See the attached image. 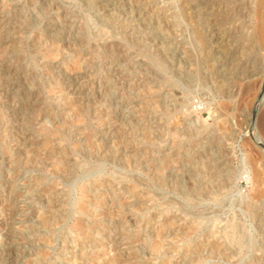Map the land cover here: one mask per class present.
Returning <instances> with one entry per match:
<instances>
[{
	"label": "rangeland",
	"instance_id": "rangeland-1",
	"mask_svg": "<svg viewBox=\"0 0 264 264\" xmlns=\"http://www.w3.org/2000/svg\"><path fill=\"white\" fill-rule=\"evenodd\" d=\"M260 1L0 0V264H264Z\"/></svg>",
	"mask_w": 264,
	"mask_h": 264
},
{
	"label": "bare ground",
	"instance_id": "bare-ground-1",
	"mask_svg": "<svg viewBox=\"0 0 264 264\" xmlns=\"http://www.w3.org/2000/svg\"><path fill=\"white\" fill-rule=\"evenodd\" d=\"M258 13H259V16H260V18H264V0H261L260 1V3H259V5H258ZM196 15V14H195ZM4 23H6V22H4ZM3 23V24H4ZM9 26V25H8ZM1 27V26H0ZM2 28V27H1ZM259 29L257 30V32L259 33L258 35H259V37H260V39H261V41H263L264 42V22H262L260 25H259V27H258ZM217 38V37H216ZM219 40V39H218ZM200 41V40H199ZM262 42V43H263ZM221 43V42H220ZM210 47V46H209ZM222 47V46H221ZM17 54V53H16ZM210 54V53H209ZM13 55V54H12ZM216 65V64H215ZM242 67V66H241ZM76 68H78L77 66H76ZM78 75V74H77ZM83 84V83H82ZM76 87V86H75ZM256 87H257V85H256ZM256 90V89H255ZM254 89H253V87H251V86H249V87H247V95H252L253 94V92L255 91ZM87 92V91H86ZM263 94V93H262ZM264 95V94H263ZM258 96V95H257ZM260 97V96H259ZM66 101V100H65ZM258 102V104H257V108L259 109V108H261V105L264 103V96H262V98H260L259 100H257ZM80 108V107H79ZM81 110V109H80ZM217 164V163H216ZM216 168V167H215ZM264 173L262 172V171H257V178H258V180L261 182V184H263L264 185V175H263ZM261 189V188H260ZM92 206V205H91ZM80 227V226H79ZM260 251H262V250H260ZM256 253V252H255ZM255 253H254V255H255ZM102 255V254H101ZM258 259H259V256H257V255H255V257H254V259H253V264H257V261H258Z\"/></svg>",
	"mask_w": 264,
	"mask_h": 264
}]
</instances>
